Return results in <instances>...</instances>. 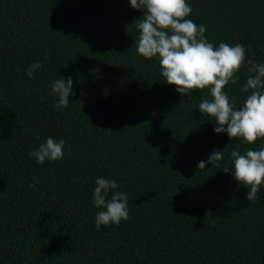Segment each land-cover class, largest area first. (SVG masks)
Returning <instances> with one entry per match:
<instances>
[{
    "label": "trees",
    "instance_id": "obj_1",
    "mask_svg": "<svg viewBox=\"0 0 264 264\" xmlns=\"http://www.w3.org/2000/svg\"><path fill=\"white\" fill-rule=\"evenodd\" d=\"M186 2L208 42L264 63V0ZM142 16L129 0H0V264H264V183L248 201L232 169L197 167L214 149L231 167L264 138L215 133L198 110L210 89L177 93L138 54ZM248 75L223 89L237 109ZM69 76L57 108L51 85ZM48 137L64 155L39 164L29 154ZM100 177L127 193L130 219L98 230Z\"/></svg>",
    "mask_w": 264,
    "mask_h": 264
},
{
    "label": "clouds",
    "instance_id": "obj_2",
    "mask_svg": "<svg viewBox=\"0 0 264 264\" xmlns=\"http://www.w3.org/2000/svg\"><path fill=\"white\" fill-rule=\"evenodd\" d=\"M130 6L143 13L137 23L139 36L136 41L137 52L145 59L158 58L161 76L168 85H174L177 93L187 94L193 89H210L212 99L201 97L198 110L201 114L214 118L217 125L215 133L226 132L230 138H241L253 144L264 138V63L253 59L245 62V48L241 44L230 46L221 42L218 47L208 42L204 35L206 27L186 19L191 6L186 0H129ZM244 66L249 73L244 92H249L243 105L237 109L234 101L223 91L224 87L238 83L235 74ZM41 67L39 62L30 65L26 72L29 79ZM72 78H57L51 85V94L58 97L57 108H66L72 96ZM226 126V127H225ZM65 141L48 137L38 150L29 155L39 163L62 159ZM231 167L220 166L223 151L213 150L207 161L198 162V169L205 164H215L225 173L232 169L231 175L239 184L250 190L248 201L259 199L258 192L264 183V148L248 149L244 154L233 150L229 154ZM93 192V203L99 211L96 215V228L101 225L120 224L130 219L128 195L126 192L112 191L119 184L112 179L97 178ZM112 191L111 199H106Z\"/></svg>",
    "mask_w": 264,
    "mask_h": 264
}]
</instances>
